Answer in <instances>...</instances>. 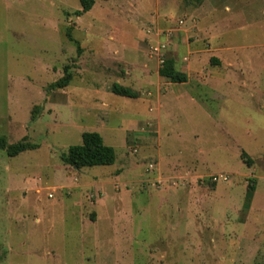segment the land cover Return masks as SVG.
I'll use <instances>...</instances> for the list:
<instances>
[{"label": "rangeland", "instance_id": "1", "mask_svg": "<svg viewBox=\"0 0 264 264\" xmlns=\"http://www.w3.org/2000/svg\"><path fill=\"white\" fill-rule=\"evenodd\" d=\"M78 9L0 0V135L39 144L0 149V264H264V0ZM163 42L186 82L159 74ZM84 131L113 164L62 161Z\"/></svg>", "mask_w": 264, "mask_h": 264}, {"label": "trees", "instance_id": "2", "mask_svg": "<svg viewBox=\"0 0 264 264\" xmlns=\"http://www.w3.org/2000/svg\"><path fill=\"white\" fill-rule=\"evenodd\" d=\"M192 3L201 4L203 0H189ZM81 9L74 12L77 16L82 15L86 11L90 10L95 0H80ZM69 14V12H67ZM67 35L70 39L71 28L67 29ZM211 61L215 64L220 63L217 58H211ZM159 74L170 81L175 83H183L188 80V75L177 69L175 59L168 57L164 60L161 67L159 68ZM73 73L69 66H65L64 75L57 81L50 84L49 89L52 88H63L66 87L72 80ZM112 91L115 94L122 95L125 97H137L138 94L133 89L123 86L119 83L112 85ZM42 106L36 105L32 109L31 119H36L40 113ZM39 147V144L28 139V136H24L22 139L7 143L6 136L0 135V149L5 150L9 156H15L19 153ZM245 159L249 160L248 154L242 153ZM116 150L113 146L108 145L104 142L102 135L98 131H84L82 133V142L79 144L70 145L67 151L62 152L60 157L65 164L82 168L96 165H111L116 161ZM254 189V186H251Z\"/></svg>", "mask_w": 264, "mask_h": 264}, {"label": "built area", "instance_id": "3", "mask_svg": "<svg viewBox=\"0 0 264 264\" xmlns=\"http://www.w3.org/2000/svg\"><path fill=\"white\" fill-rule=\"evenodd\" d=\"M170 35V34H169ZM169 38V37H168ZM165 43L163 42L161 44H158L157 46H155L154 49V54L158 57L160 65H162V63L164 62V58L162 56V54L160 53L161 48L165 47ZM136 150V149H135ZM154 167V163H150L149 164V169ZM209 178L211 179V181L213 182H219V181H227L229 180V176L227 174H225L224 172H220V173H215L209 176ZM182 179H184V177H182Z\"/></svg>", "mask_w": 264, "mask_h": 264}, {"label": "water", "instance_id": "4", "mask_svg": "<svg viewBox=\"0 0 264 264\" xmlns=\"http://www.w3.org/2000/svg\"><path fill=\"white\" fill-rule=\"evenodd\" d=\"M77 168V167H76Z\"/></svg>", "mask_w": 264, "mask_h": 264}]
</instances>
